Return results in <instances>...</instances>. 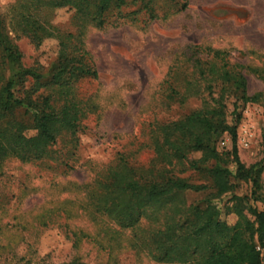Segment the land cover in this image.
Returning a JSON list of instances; mask_svg holds the SVG:
<instances>
[{
	"label": "rangeland",
	"instance_id": "rangeland-1",
	"mask_svg": "<svg viewBox=\"0 0 264 264\" xmlns=\"http://www.w3.org/2000/svg\"><path fill=\"white\" fill-rule=\"evenodd\" d=\"M112 3L104 24L98 25L71 6L36 9L31 0H0L4 30L21 52L23 66L35 69L40 84L49 83L36 97L52 94L59 105L66 91L83 114L75 130L57 136L51 159L1 161L0 264H62L74 259L86 264H182L155 261L142 246L144 231L159 226V221L145 220L134 231L122 229L106 216L91 214L85 187L122 155L149 167L156 157L158 128L198 108L214 107L216 99L224 102L226 120L237 128L241 162L250 168L264 161V0ZM23 16H32L44 27L39 43ZM61 41L69 53L85 55L98 76L74 79L64 89L51 83L61 60ZM242 78L245 89L239 87ZM33 84L30 79L27 87ZM215 148L220 164L235 175L230 134L218 137ZM195 162L198 169L192 166ZM184 163L183 172L176 168V173L208 187L179 195L182 212L176 220L208 200L229 226L241 220L237 208L243 207L251 220L249 207L264 210V171L256 193L252 181L231 176L232 188L216 196L208 169L217 160H204L199 150L191 151ZM244 197V202L237 199ZM167 212L172 214L171 207ZM260 251L264 264V248Z\"/></svg>",
	"mask_w": 264,
	"mask_h": 264
},
{
	"label": "trees",
	"instance_id": "trees-1",
	"mask_svg": "<svg viewBox=\"0 0 264 264\" xmlns=\"http://www.w3.org/2000/svg\"><path fill=\"white\" fill-rule=\"evenodd\" d=\"M36 9L43 6L76 8L78 12L91 17L98 25L104 24V13L114 0H31ZM25 24L31 26L32 37L41 41L39 31L44 27L32 16H23ZM71 36H69L70 38ZM76 49V48H75ZM80 53V52H79ZM70 53L67 43L61 41L60 64L53 74L51 83L61 89L71 87V81L80 77L98 76L96 68L85 62V55ZM22 55L4 30L0 15V165L8 157L18 158L24 163L51 159V145L63 130H75L82 115L81 108L65 91L63 102L56 105L52 94L36 97L41 88L40 76L35 69L25 68ZM33 79L34 84L27 87ZM69 86V87H68ZM239 87L245 89L242 78ZM17 93H21L17 95ZM253 100L254 97H243ZM216 106L198 108L184 118L163 124L158 129L160 137L153 141L154 162L138 166L125 155L104 166L95 179L86 185L85 198L91 214L103 215L125 230L138 229L145 220L159 221V226L142 234V246L147 255L158 262H179L182 264H263L260 248H264V210L249 207L251 220L244 208H237L240 222L229 226L221 220L216 204L208 200L206 206H193L186 218L176 220L182 212L179 195L186 190L201 191L206 184L195 185L176 173L183 172L191 151L204 152V160L216 159L217 164L208 169L216 196L228 192L232 185L231 176L252 181L256 193L259 179L264 171V161L247 168L240 160L237 146V128L226 120L222 109L224 102L216 99ZM23 113V115H22ZM21 117L19 118V115ZM30 115L29 121L22 116ZM33 129L36 134L29 136ZM228 133L232 140V155L237 164L234 175L228 167L220 164L221 156L215 144L222 134ZM198 169V162L193 163ZM185 168V167H184ZM239 201L247 200L237 198ZM172 209L168 215L167 209ZM163 217V221H160ZM183 214H181L182 216ZM136 236V234H135ZM62 264H86L74 259Z\"/></svg>",
	"mask_w": 264,
	"mask_h": 264
},
{
	"label": "built area",
	"instance_id": "built-area-1",
	"mask_svg": "<svg viewBox=\"0 0 264 264\" xmlns=\"http://www.w3.org/2000/svg\"><path fill=\"white\" fill-rule=\"evenodd\" d=\"M258 249H261L260 247H258Z\"/></svg>",
	"mask_w": 264,
	"mask_h": 264
}]
</instances>
